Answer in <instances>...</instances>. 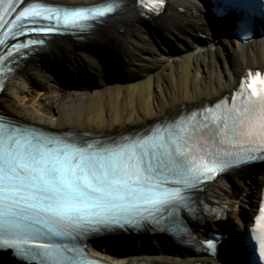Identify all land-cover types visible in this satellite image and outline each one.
Here are the masks:
<instances>
[{"label":"bare ground","instance_id":"bare-ground-1","mask_svg":"<svg viewBox=\"0 0 264 264\" xmlns=\"http://www.w3.org/2000/svg\"><path fill=\"white\" fill-rule=\"evenodd\" d=\"M46 1L81 5L102 0ZM122 1L115 16L84 36V41L54 38L47 50L26 61L0 94V106L8 115L51 131L126 132L214 102L235 89L246 70L264 67V38L238 43L220 34L209 40L208 19L195 0H165L161 14L150 20L136 0ZM199 34L204 35L202 40ZM109 49L121 64L110 68L113 80L105 78L106 61L101 55H108ZM33 80L51 97L54 111L49 116L37 103L26 104L22 94ZM263 183L264 165H260L257 170L218 178L204 190L206 200L225 209L222 224H211L222 233V252L234 247L250 225ZM116 248L100 245L95 252L113 264H181L217 258L189 251L180 254L155 241ZM225 259L224 264L234 262Z\"/></svg>","mask_w":264,"mask_h":264},{"label":"snow or ice","instance_id":"snow-or-ice-1","mask_svg":"<svg viewBox=\"0 0 264 264\" xmlns=\"http://www.w3.org/2000/svg\"><path fill=\"white\" fill-rule=\"evenodd\" d=\"M215 4L218 17L233 11L245 13L242 29L247 28L256 7L250 0H215ZM17 6L9 3L7 8ZM258 7L264 14V0ZM111 11L112 7L68 11L34 4L16 14L7 31L15 29L25 35L26 26L83 30L87 21ZM3 21L0 16V24ZM11 38H16L15 33ZM15 47L19 52L23 46ZM258 82L264 85V78L251 80L256 98L249 96L243 111L233 106L212 117L223 122L225 136L230 122L233 136L240 135L254 145L245 150L247 159L241 162L264 156V91L257 92ZM183 131L182 125H176L149 139L80 146L0 122V251L12 250L30 264H91L81 249L58 243L57 238L139 228L145 221L161 225L187 200L184 191L196 188L205 175L233 166L240 157L224 153L218 167L190 158L181 143ZM212 164L216 165L215 159ZM260 219L264 228V215ZM216 239L207 242L209 249H214ZM261 249L264 254V242Z\"/></svg>","mask_w":264,"mask_h":264},{"label":"rangeland","instance_id":"rangeland-1","mask_svg":"<svg viewBox=\"0 0 264 264\" xmlns=\"http://www.w3.org/2000/svg\"><path fill=\"white\" fill-rule=\"evenodd\" d=\"M209 37L210 40L213 39V36ZM22 95L26 97V104L37 103L48 116L53 113L54 106L51 97L47 92H43L34 80L26 85V91Z\"/></svg>","mask_w":264,"mask_h":264}]
</instances>
